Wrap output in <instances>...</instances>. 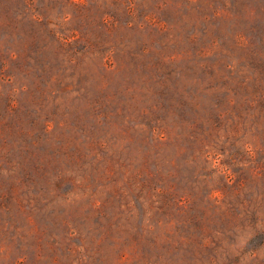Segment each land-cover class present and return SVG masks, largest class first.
Returning a JSON list of instances; mask_svg holds the SVG:
<instances>
[{"label":"rangeland","instance_id":"rangeland-1","mask_svg":"<svg viewBox=\"0 0 264 264\" xmlns=\"http://www.w3.org/2000/svg\"><path fill=\"white\" fill-rule=\"evenodd\" d=\"M0 264H264V0H0Z\"/></svg>","mask_w":264,"mask_h":264}]
</instances>
